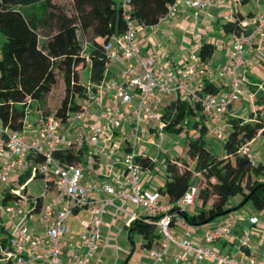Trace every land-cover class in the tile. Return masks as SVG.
<instances>
[{"label": "built area", "instance_id": "2783aa9c", "mask_svg": "<svg viewBox=\"0 0 264 264\" xmlns=\"http://www.w3.org/2000/svg\"><path fill=\"white\" fill-rule=\"evenodd\" d=\"M126 20L124 33L112 36L104 43L107 71L110 64L119 66L116 79H103L99 83H86V95L79 99V109L69 115L75 123L74 132L68 135L65 125L53 114H41L36 126L27 129L0 126V264H91L96 258L102 238L104 217L109 210L122 211L127 215L126 225L133 219L147 215H160L156 223L161 235L160 244L149 248L155 261H161L170 246L177 250L172 254L175 264H264V250L260 252L261 263L254 253L242 258L229 257L212 246L217 240L232 234L234 217L226 215L203 235L204 243L194 241L189 232L177 237L172 226L177 223L178 210L172 203L163 202L158 189L144 186L146 170L137 160V144L150 133L161 135L167 123L164 119L165 100L169 96L180 97L200 107L204 116L212 122L210 135L223 141L228 132L227 122H221L230 105L244 94L246 70L253 65L247 51L256 46L264 60V12L256 14L251 22L242 20L245 30L232 33V46L227 61L216 69L211 60L203 59L193 51L182 69L174 68L168 58L157 54H145L136 37L138 22L130 16L129 0H120ZM224 2L222 18L236 19V0ZM214 0H174L164 17H175L182 7L205 10ZM164 17H161L162 20ZM159 20V21H160ZM252 24V26H250ZM141 26H147L140 24ZM90 41L83 40L87 52ZM217 76L229 79V88L218 93L205 89L206 81ZM263 88V84H257ZM107 100H104V96ZM105 101V102H104ZM95 106V110H93ZM89 115L91 121H87ZM3 135V136H2ZM256 137L242 144L240 152L255 165L258 156L251 144ZM160 148V143H155ZM59 148L83 149L81 157L67 164L55 156ZM121 150L125 156L122 169L114 167L113 157ZM35 156H41L34 162ZM100 156H104L106 171L120 178L121 185L110 181H97L86 177ZM154 160V158L152 157ZM30 170V175L20 181ZM42 178L41 192L33 195L28 184ZM198 187L190 185L178 204L193 205ZM6 194L10 197L6 198ZM131 202L134 211L125 209ZM77 211L87 212L86 217ZM74 215L82 230L70 238L69 217ZM252 223L258 221L252 216ZM2 228L6 229L4 241ZM252 230H244L238 237L241 247H249Z\"/></svg>", "mask_w": 264, "mask_h": 264}, {"label": "trees", "instance_id": "16d2710c", "mask_svg": "<svg viewBox=\"0 0 264 264\" xmlns=\"http://www.w3.org/2000/svg\"><path fill=\"white\" fill-rule=\"evenodd\" d=\"M173 1L129 0V13L138 24L155 25L167 14ZM241 1L245 2L236 0V3ZM252 16V13L242 15L236 10V19L224 20L222 29L230 34L240 33L245 30L241 21ZM125 30L121 1L71 0L66 5L56 0H0V126L10 130L22 129L30 107L43 114H53L66 123L69 115L79 109V99L86 95V84L79 79V66L89 62V82H101L108 61L104 43ZM84 39L91 43L87 52L83 49ZM214 48L213 42L204 41L196 51L203 59H208ZM60 75L64 82V97L50 113L46 110L47 96ZM205 89L214 93L221 90L212 81H206ZM163 110L167 121L164 131H185L188 140L186 157L183 158L185 169L181 170L167 158L164 184L157 186L174 209L179 208V215L189 224H204L247 202L256 210H264V161L258 160L252 165L239 150L242 144L264 132L262 118H228L227 136L221 141L224 153L217 154L208 144V126L198 105L172 96L165 100ZM190 130L196 134L192 135ZM82 153L83 149L59 148L54 154L62 162L71 164ZM40 160L41 156H35L34 162ZM137 160L144 170H151L155 165V160L147 153L138 154ZM188 160L193 162V167H189ZM194 174L202 178L203 185L198 188L197 196L202 204L190 213L178 202L194 184ZM29 175L30 170H27L20 181ZM235 195H242V202L228 206V198ZM9 197L6 194V198ZM246 197L248 199L244 202ZM210 200L212 203L208 205ZM159 217L144 215L125 227L130 235L140 234L143 245L151 248L161 237L156 223ZM2 232L6 241V229L2 228Z\"/></svg>", "mask_w": 264, "mask_h": 264}, {"label": "crops", "instance_id": "0c3cea01", "mask_svg": "<svg viewBox=\"0 0 264 264\" xmlns=\"http://www.w3.org/2000/svg\"><path fill=\"white\" fill-rule=\"evenodd\" d=\"M236 9L242 15L252 13V17L246 18L251 22V19L256 14L264 12V0H245V2H237ZM223 11L224 2L221 0H214L213 5L205 10L196 9L194 7H182L175 17H164L155 25H137L136 37L145 54H157L162 58H168L172 61L174 68L177 70L183 68L189 55L193 51H196L202 42L211 41L214 43L215 48L214 53L208 59L211 60L216 69H219L227 61L232 46V33H226L222 29V22L224 21L222 18ZM250 26H252V24H250ZM262 47H264V39L262 41ZM260 54L261 50L256 46L247 51L246 55L253 61V65L249 66L246 70V82L243 84L245 90L244 94L239 100L234 101L230 105L228 111L222 117L221 122H227L228 118L234 116H241L244 119H255L259 117L264 120V60L261 59ZM117 66L115 65L109 68L104 78L108 80L116 79L119 72V66L118 68ZM211 81L214 85L220 87L221 90L229 88V79L227 78L214 76ZM260 83L263 84V88L258 89L257 84ZM104 97L103 99L107 100V96L105 95ZM170 97L171 96L167 97V99ZM247 103H250L251 110L246 114L245 111H248ZM93 108V110H95V106H93ZM41 114V111L36 110L34 107H30L26 115L25 127L27 129L35 127L36 121ZM86 119L87 121H91L92 117L89 115ZM205 123L209 130V127L212 126V122L205 117ZM74 127L75 123L67 127V129L65 128V132L68 135L73 134ZM259 142H264V132H260L251 144L258 156V160L264 161V154L262 153V149H260ZM136 150L138 152H144V148L142 147L139 149L136 147ZM157 151H159L158 148ZM223 153L222 148V153L220 154ZM147 154L155 160V157L149 152ZM159 155L160 154L157 156L159 157ZM173 155L167 151L166 158L171 159ZM124 156L125 151L121 150L113 157L115 161L114 167L117 171H121L122 169L121 162ZM1 161L0 135V163ZM105 162L104 156H100L98 162L93 166V169L87 172L86 177L97 181H110L117 186L121 185L120 178L118 179L116 175L107 173ZM152 171V169L146 170L143 183L147 188L157 189L158 185L164 184V180L158 179L155 172L153 175ZM242 200V195H235L233 196V201L229 203L228 206H237ZM162 201L169 203L167 197L164 195ZM211 203L212 200L208 202V205ZM201 204V201L196 199V204L186 206V209L191 213L196 211ZM124 206L128 211H134L136 209L131 202H126ZM255 210L252 204L247 202L226 214L234 217L232 234L215 241L212 243V246L229 257L242 258L250 253H254L259 263H261L260 252L264 250V210H262L263 217L258 215ZM137 212L143 216L147 215L142 209H137ZM76 213L81 217L87 216V212L85 211H77ZM108 215L107 219L104 217L105 223L101 231L102 238L99 241L100 247L98 254L91 264H115L113 258L116 259L117 257L118 261L116 264H175L172 260V254L177 250L175 244L170 246L168 252L161 261H155L149 254V248L143 245L144 240L142 236L136 233L138 238L134 239V233L130 235L129 230L125 227L127 218L125 213L122 211L115 213V211L111 209ZM226 215L217 217L205 224H189L181 215H178L176 220L177 223L173 224L172 229L177 237H181L185 235L186 232H189V236L194 241L204 243L203 235L206 230L213 227ZM252 216L258 217L256 223L251 222L250 218ZM73 219L72 221L69 220L71 233L68 236L70 238L76 237L79 231L82 230L75 216ZM248 229L252 230L249 237V247H241L238 237L244 230ZM123 231L126 232L125 237L123 236ZM160 241L161 237L159 242L154 243L152 247H157ZM119 246L121 250H119ZM120 259L122 262L119 261ZM204 264L215 263L206 261Z\"/></svg>", "mask_w": 264, "mask_h": 264}, {"label": "rangeland", "instance_id": "374dc122", "mask_svg": "<svg viewBox=\"0 0 264 264\" xmlns=\"http://www.w3.org/2000/svg\"><path fill=\"white\" fill-rule=\"evenodd\" d=\"M57 2H61L63 4L69 5L71 0H56ZM117 3L120 2V0H116ZM117 66V64L115 62H112L110 64V68H112L113 66ZM116 68V67H115ZM118 68V66H117ZM79 72V79L82 83H88L89 82V73H90V65L89 62H86L82 65L79 66L78 69ZM64 82L63 79L61 77V75L58 77V83L53 87L52 91L48 94L47 96V106H46V110H48L50 113L54 112L56 107L59 105V103L61 102L62 98L64 97ZM250 103H247L246 105L248 106L247 110L245 111V113L247 114L250 110L251 107L249 105ZM74 121L72 119H69L68 122L66 123V125L64 126L66 129L67 127H69L70 125H73ZM192 135H195L196 133H194V130H190ZM206 138L208 141V144L211 146L212 150L217 153L220 154L222 153V143L216 139H214L211 135L210 132L208 131L206 134ZM144 139L146 141L140 140L137 144V149H139L140 147L144 148V152H149L152 156L155 157V165L153 167V175L155 172V175L158 179H162L164 180V170H165V166H166V154L167 151L170 152L171 155H173L170 159V161H172L173 163H175V165H177L181 170L185 169V163L183 162V158L186 157V150L188 147V140L186 139V132L182 131L180 133H171L168 131H164L161 135L157 134V133H150L149 135H147L146 137H144ZM155 143H160V148L158 149L159 151H157V147L155 145ZM260 144V149H262V153L264 154V142H259ZM158 154L159 157L157 156ZM163 161V163H162ZM189 163V167H193L192 164L193 162L188 160ZM162 172V173H161ZM160 173V174H159ZM195 175V179H194V184H196V186L199 188L203 185V183H201L200 180H202L201 176L198 174H194ZM162 176V177H161ZM42 178L41 177H37L34 181L30 182L28 184V189L29 192L33 195H39L41 192V184H42ZM154 181V179H153ZM204 181V180H203ZM233 201V196H230L228 198L227 201V205L229 203H231ZM111 210L108 211V213L105 215V219L108 218V214L110 213ZM255 212L263 217L262 214V210H255ZM74 215L70 216V221L74 220ZM249 230V229H248ZM125 237L126 232L123 231L122 232ZM134 239L138 238V235L136 233L133 234ZM119 250H121V247L119 246ZM118 250V251H119ZM120 252V251H119ZM94 261V259H93ZM113 261L115 262V264L118 261V257L115 259L113 258ZM120 262H122V260H119Z\"/></svg>", "mask_w": 264, "mask_h": 264}, {"label": "water", "instance_id": "95a60500", "mask_svg": "<svg viewBox=\"0 0 264 264\" xmlns=\"http://www.w3.org/2000/svg\"><path fill=\"white\" fill-rule=\"evenodd\" d=\"M247 199H248V197L245 198L244 202L247 201ZM210 220H211V219L205 221L204 224L207 223V222L210 221Z\"/></svg>", "mask_w": 264, "mask_h": 264}]
</instances>
